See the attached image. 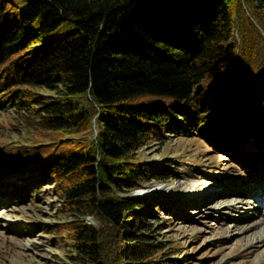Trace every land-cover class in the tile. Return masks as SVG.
Masks as SVG:
<instances>
[{"label":"trees","instance_id":"1","mask_svg":"<svg viewBox=\"0 0 264 264\" xmlns=\"http://www.w3.org/2000/svg\"><path fill=\"white\" fill-rule=\"evenodd\" d=\"M11 105L53 143L0 160L54 180L78 211L57 231L67 264H164L142 232L160 204L127 193L177 167L133 153L189 132L255 167L258 152L236 151L247 135L264 143V0H0V107Z\"/></svg>","mask_w":264,"mask_h":264},{"label":"rangeland","instance_id":"2","mask_svg":"<svg viewBox=\"0 0 264 264\" xmlns=\"http://www.w3.org/2000/svg\"><path fill=\"white\" fill-rule=\"evenodd\" d=\"M36 91L43 96L54 94L42 88ZM92 131L95 136V124ZM166 134L161 139H148L133 157L152 167H177L178 175L145 179L127 193L160 204L144 210L149 227L142 232L149 236L148 242L164 247L151 260L164 264H260L264 252H248L252 239L264 235V143H257L253 134L247 135L248 140L236 151L239 156L245 148L244 156L258 152L253 168L243 166L198 135ZM52 143V137L41 138L31 119H25L14 106L0 107V153L7 154L17 146ZM30 170L29 166L9 169V162L0 160V264H67L74 250L57 231L75 220L78 211L65 205L54 180L43 181L39 173ZM251 171H256V176ZM165 184L168 190H159ZM215 197H229L231 204L239 206L230 209L223 201L212 203ZM163 205L167 208L162 209ZM84 220L100 224L95 215H85ZM253 223H259V228L252 236L238 232ZM118 264L128 262L121 259Z\"/></svg>","mask_w":264,"mask_h":264},{"label":"bare ground","instance_id":"3","mask_svg":"<svg viewBox=\"0 0 264 264\" xmlns=\"http://www.w3.org/2000/svg\"><path fill=\"white\" fill-rule=\"evenodd\" d=\"M166 185V184H165ZM161 185L159 186V190H164V191H167L168 190V187L167 185ZM211 194L208 193V196H210ZM229 197H225V198H220V199H216V197L212 200V203H217L219 201H223V203H225V205L227 207H229L230 209H234V208H237L239 206V204L236 202V203H233L231 204L229 202ZM247 203V202H246ZM248 204V203H247ZM262 210V208H261ZM260 212V211H259ZM262 224V223H261ZM237 227H235L236 229ZM259 228V223H253L251 224L250 226H243L241 227V231L239 230L238 232H240L241 234H245L246 236H252V234H255L257 232ZM244 236V235H243ZM251 250H249L248 254H256V255H259L261 252H264V235H258V236H255L252 241H251ZM262 249V250H261ZM259 259L261 260V263L260 264H264V260L263 258L259 257ZM245 262H248V261H245Z\"/></svg>","mask_w":264,"mask_h":264}]
</instances>
